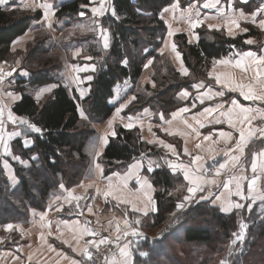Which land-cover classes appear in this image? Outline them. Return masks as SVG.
<instances>
[{"label": "trees", "instance_id": "1", "mask_svg": "<svg viewBox=\"0 0 264 264\" xmlns=\"http://www.w3.org/2000/svg\"><path fill=\"white\" fill-rule=\"evenodd\" d=\"M172 2L114 0L119 19L109 17V23L105 21L112 35L111 49L107 54L95 53L98 68L92 76L90 95L82 102L76 93L72 95L52 76L53 70L61 67L60 58L45 56V59L36 60L35 55L39 50L34 51L35 49L23 54V67L30 72V85L43 87L56 83L59 87L40 102L25 94L21 87L17 88L22 93V99L14 105V113L41 127L43 135L28 134L34 140V146L30 149L22 147V139L15 142L14 151L17 155L26 160L30 156L38 157L31 160L29 168L15 165L20 180L17 187L11 186L0 166L1 225L28 221L33 210H46L50 194L60 184L73 188L83 181L90 169L89 157L84 151L91 137L96 135L92 125L109 120L115 110L111 100L115 97L117 85L128 79L136 83L143 75L148 58L155 59L156 90L152 89L151 95L138 96L131 112L137 113L157 104L164 116H168L184 105L179 101L178 93L189 88L194 79L181 76L159 53L167 28L160 21L159 14ZM88 3L89 0L64 3L57 9V17L78 15L83 11L80 5ZM41 19L42 13L39 11L0 7V63L13 61V43L25 36L33 23ZM140 30L145 31L144 36ZM243 41L244 38L241 37L233 39L223 33L202 31L200 43L193 46L188 44L185 36L178 37L187 68L194 78L200 80L207 78L208 69L215 60L232 56L237 49L246 48ZM98 60H103V63H98ZM124 61H127L126 66ZM41 64L45 68L36 71L34 67ZM81 104L89 117L88 121L81 119ZM151 150L156 151V155L159 154L154 146L141 139L139 129L128 130L116 125V136L111 138L101 159L105 173L122 172L142 153L154 155L149 152ZM43 171L47 174L44 175ZM150 175L158 189L155 196L158 211L145 219V222L153 230L161 227L163 230L161 237H147L139 242L136 264H218L216 261L223 254V260L227 264H251L249 258H253L260 249L264 256V220L259 216V206L251 213L243 214V218H247L250 223L246 240L239 251L233 249L229 255L233 233L239 231L240 216L236 212L223 213L208 202H200L189 205L177 217H173L172 214L177 212V205L181 201V197L174 192L181 183L180 177L171 174L167 166ZM184 244L195 250H183L178 252L180 255L177 253L174 256V250L177 247L183 248ZM222 244L229 245V248L221 249ZM140 251H148L149 257H140Z\"/></svg>", "mask_w": 264, "mask_h": 264}, {"label": "snow or ice", "instance_id": "2", "mask_svg": "<svg viewBox=\"0 0 264 264\" xmlns=\"http://www.w3.org/2000/svg\"><path fill=\"white\" fill-rule=\"evenodd\" d=\"M5 0H0V4H4ZM244 3H248V0H244ZM221 0H207L203 3L202 7L205 9H216L218 12L217 16H204L201 17V13L198 8L195 7L194 3H189L186 9L181 8V0H174L171 7L163 8L162 13L159 15L160 21H163L166 25L167 41L162 39V43L165 48L170 46L172 53H174V58L181 61L180 68L178 71L184 75L188 76V69L183 66V61L180 52L177 51V45L171 43V38L180 29L173 28L172 22L186 23L188 25V30L190 33V38L188 43H192V37L197 41L199 40V35L192 32V30L205 26L208 30H215L217 32L226 29V34L229 37L235 38L237 34L234 30H239L240 32L247 33L250 29L248 27H242L241 22L245 24H251L254 27L259 28L264 31V0H261V4L257 6L256 10L252 13L247 14L243 9H236L233 7L232 11L229 13L223 7H220ZM24 9H31L33 11L37 9H43V19L46 22V30H51L52 19L56 14V8L53 3L48 2V0H30V2L23 3ZM81 9L90 8L91 17L87 24H78L76 28L72 30L70 35H74L77 30L84 32H92L98 37V41H102L103 49H108L110 46V34L106 22L102 23L101 19L106 14L110 13L112 17L119 19L114 6L109 3V0H89L88 4H81ZM179 11V17L176 13ZM169 12L172 13L171 20H165V14ZM81 17L86 15L85 11L79 13ZM259 17V19H258ZM217 21L216 23H207V21ZM19 43V41H17ZM243 43L248 45H253L255 41L253 39H245ZM163 55V49L161 50ZM73 57L81 56V49L76 48L73 53ZM239 59H223L213 62V70L209 73V77L213 80L215 84H219L221 89L213 92L211 86L206 85L203 81L199 83L192 84L191 87L197 92L201 89L207 88L206 92L196 97L201 104L204 103L205 98L209 100H217L214 107H206L200 114L202 117L208 120V124L223 125L227 124L229 131L220 130L218 133L215 131L210 132L203 136L204 141H213V135H218L224 142V147L219 150H214L211 147L207 149H202L210 154V159L213 163L210 166L207 165V160L203 155L196 154L192 155L187 147L183 148V155L190 157L189 163L185 164L183 162H177L181 160V153H179L176 147L171 143H166L164 140L152 139L147 140L148 144H155L164 149L176 157V161L170 160L167 155L160 157V160H156L148 156L146 153H142L135 162L130 164L128 171L123 177H119L118 182H113L111 177H104L107 180V185L103 191V196L105 200L108 197H112L116 200L118 205L120 204H131V209L133 212L140 213V217L136 218L134 221H129L127 217V212L125 211L121 219H116L114 224V230L109 232V229H113V223L110 221L107 227L101 226L103 231L109 232V236L101 235L100 230L90 227L92 221H85L81 223L80 220H76L71 231L74 233V239L76 241L75 246L69 243L68 240H62V243L67 244L68 247L72 249L73 252L79 256V259H70L68 256H63L64 260L70 259V264H90L93 259V254L90 251L91 248L99 249L101 245H114L118 254L119 259L113 255L112 264H135L133 258L132 244L135 242L139 244L141 239H147L145 233L141 230L142 218H150L149 213H155L157 211L153 197L150 194L154 191L153 185L149 182L146 176H141L140 173L146 167L147 172H154L156 169L167 166L171 170V174L174 176L177 174H182L183 179L188 182V187L186 191L188 195H185L182 201L177 205L178 209L183 210L189 204L195 202L200 203L201 201H207L210 204L218 205L220 211L226 214L236 212L240 216L239 231L233 233L234 239L231 241L232 246H236L238 242L243 243L247 229L249 227L248 223L244 222L243 214L245 212L251 213L253 206L257 205L259 202V216L264 220V150L253 153L250 161V171L251 175H247L249 168L248 161L246 160L245 149L248 147L249 143L256 139H264V51L261 54H257L255 51H245L243 53H236ZM84 59H92V57L87 56ZM125 66L127 61H124ZM151 64V61H149ZM223 65L226 69H240L241 76L237 77L232 71H225L220 74H216L215 66ZM65 68L67 71L63 74L67 83L65 87L70 84L79 85L82 80L79 77L80 72L85 71H95V66H79L78 64H69L65 60ZM251 70L252 75L248 76ZM24 75H28L25 71ZM3 70L0 69V88L4 84ZM7 76L13 75V70L6 73ZM93 77L89 75L87 77L88 81H91ZM11 83V82H9ZM58 87L57 84H51L48 87L39 89L35 93V99L40 102L46 93H51L54 88ZM155 87V85H153ZM228 93H238V97L228 96ZM7 96L12 101L19 100L21 97L15 95L12 92H2L0 91V97ZM190 93L185 90L180 94V98H185L189 96ZM84 96V91H81V97ZM239 97L243 98V101L252 102V106H246ZM119 94L117 99H119ZM218 98V99H217ZM136 100L135 96H132L130 100L123 102L116 109V114L119 116L121 111L128 106L132 101ZM259 106H256V105ZM7 109V121H10L13 125H16L19 130H12L7 132L5 129V110ZM191 109L189 107H182L178 111L172 114V120L165 121L163 113L159 114V120L165 121L169 126L173 124L178 117H181L183 113H188ZM218 115H214L217 114ZM147 115V113H145ZM80 116L83 119H87L82 109H80ZM123 119V118H122ZM128 122L124 125L127 129L131 130L138 124L143 128L144 122L139 117L133 118L131 116L127 117ZM195 124L200 128L205 127V124L201 119L194 117ZM114 121L108 122L107 129L102 135H99L97 140L89 146V154L92 156L93 164V175L95 177H103V168L100 163L96 161L102 156L103 148L108 144L109 137H115L116 131L114 130ZM259 122V123H256ZM181 123L184 125L185 129L190 130L186 132L183 130H178L168 133L169 135H179L182 137H187L190 134H194L196 138L200 137V132L197 130L193 124L189 123L187 119H182ZM153 125L148 124V131L152 130ZM167 132V129H165ZM29 133H36L43 135V129L38 127L35 123L30 122L26 118L18 117L13 114L10 108L3 103H0V158L3 159V169L5 172L10 173L8 179L14 185L18 183L17 177L11 174L12 165L8 158L15 161L23 168H29L31 165L28 160L24 159L22 156L15 154L12 151V147L9 141H12L16 137H20L22 134L27 137ZM259 134V135H257ZM141 139L143 137L141 136ZM30 141L25 139L23 141L22 147L28 148L30 146ZM216 143V141H213ZM197 149H201V144L197 143L195 145ZM222 153L223 160L219 162L217 157ZM29 160H36L38 157L30 156ZM146 161V164H145ZM163 161V163H161ZM214 172L213 178H209V173ZM135 176L136 183L140 185V189L129 188L130 179ZM220 177H226V179L219 180ZM93 184H88L87 188H92ZM67 195H57L53 194L48 202L47 211H52L55 207V211L63 212L64 204L67 203L70 207L68 214H73V207L75 209L76 215H83L85 211L89 214L93 213V208L91 203L88 202V197L85 195H74L71 190L65 189L63 184L59 185ZM213 188L222 189L219 194L212 191ZM143 190V198H141L138 193ZM179 191V188H177ZM97 195L101 194V190L97 189ZM197 193H202L197 197ZM171 194V193H170ZM234 197L239 198L238 200L233 199ZM94 199V198H93ZM135 200H140L142 207H138ZM81 201L85 203L82 205ZM73 202H75L73 204ZM33 217L39 215V222L41 227L49 229L48 234L51 235V221L47 219L45 212L37 213L35 210L32 211ZM172 215H175L174 213ZM35 222V221H34ZM98 223V221H97ZM68 221H63L58 224L57 230L60 231L61 226H68ZM5 231L11 233L14 229L12 223H7L3 226ZM15 227H19L18 225ZM21 235H24L21 230ZM60 235L63 232L60 231ZM84 237H91L87 239L81 245L80 240ZM127 237L136 238L135 241L126 240ZM60 238L59 236L57 237ZM41 239L44 237L41 235ZM125 240L126 242L121 245L120 241ZM3 240L0 239V243ZM54 250V249H53ZM232 254V249H229V255ZM59 255V254H58ZM139 256L147 259L149 257L148 251H140ZM29 262L32 257H28ZM221 264H227V261H222Z\"/></svg>", "mask_w": 264, "mask_h": 264}, {"label": "crops", "instance_id": "3", "mask_svg": "<svg viewBox=\"0 0 264 264\" xmlns=\"http://www.w3.org/2000/svg\"><path fill=\"white\" fill-rule=\"evenodd\" d=\"M71 1L72 0H48V2L53 3L55 8H56V14L52 19L51 30H46V22L44 21L43 15H42V19L38 22H34L31 29L29 30V32L25 36L19 38L18 40H16L13 43L12 48H11V52L13 55V61L0 63V69H2L3 73H5L4 84H3V87L0 88V91L5 92V93L9 92L8 90L5 89V87L13 84L14 86H17V88L21 87L24 90L25 94H29L26 92V88L27 87H34V88L36 87V86H32V85H30V83H28L30 72L23 67L24 61L21 60L20 57H22V55L25 54L29 44H32L34 39L36 37H38L39 35H41L42 33H49L52 36V39L55 41V43L57 42L53 48H47L46 49L47 51H51L50 52L51 55L49 54V56H57L58 58L61 59V61L63 63H64V60H67L66 55H68L67 54L68 48H66L64 46V42L67 39L62 40V37H65V33L60 32V31L63 30L64 26L67 25V23H69L71 21L72 17L71 16H64L62 18H58L57 17V9L61 5H63L64 3L71 2ZM172 1H173L172 2V4H173L174 0H172ZM26 2H30V0H5L4 4H0V7L6 8L8 10L19 8L22 10L33 11L31 9H24L23 8V3H26ZM205 2H207V0H181V8L186 9L189 3H194L195 7L199 9V11L201 13V17L217 16L218 12L216 9H205L202 7L203 3H205ZM109 3H111L114 6V0H109ZM260 4H261V0H248V3H244V0H221L220 7H223L229 13L232 11L233 7H235L236 9H243L247 14H250L254 10H256L257 6H259ZM171 5H169L167 7L170 8ZM114 8H115V6H114ZM38 11L43 13V9H37L33 12H38ZM83 11H85L86 15L84 17H81V16L79 17V20L81 21L82 24L88 23L89 19L91 17L90 8L83 9ZM162 11H163V9L161 10L160 13H162ZM171 15H172L171 12H169L168 14H165V20L170 21ZM176 15H177V17H179V11L176 13ZM109 17H112L111 14L110 13L106 14L104 17L100 18L101 22L104 23L106 21L107 23H109ZM113 18H115V17H113ZM258 19H259V17H258ZM216 22L217 21L212 20V21H207L206 24L207 23H216ZM172 23H173V28L174 29L178 28V29H180V31L176 32L173 35V37L171 38V43H175L177 45V51L180 52V54H181L183 66L185 68H187L185 61H184L183 54H182L180 47H179L178 37L185 36L187 41L189 40L190 33L188 30V25L186 23H179V22H172ZM241 26L242 27H248L250 30L247 33L240 32L239 30H234L237 33L235 35L234 39H237L240 37L244 38V40L245 39H253L255 41V43L253 45H248V44L244 43V46L246 48H244L242 50L237 49L232 56L220 58V59H217L215 61L223 60V59L236 60V59H239L240 57L235 55V54L236 53H243L245 51H255V52H257V54H261L262 51H264V31L260 30L257 27L252 26L251 24H245L244 22H241ZM166 27H167V25H166ZM108 31L110 34V46L106 50L103 49L102 41L97 42L98 37H96L95 34L92 35V37H86L84 39L82 38V40H80L79 42L77 41L78 40L77 38H74L73 40L70 41L72 53L76 48L81 49V56L75 57V58L73 57L74 61L71 63L72 64H78L81 67L86 66V65L87 66H93V65L95 66L94 72L89 70V71H85V72H80L78 74L82 80V82L79 85H77L75 83H73L74 85L70 84L72 86V89L70 90L71 94L74 95L76 93V95L80 99V102L85 100L90 95V89H91L90 84H91L93 79L91 81H88L87 77L89 75L93 76V73H95L97 71L98 65H97V62L95 61L96 60L95 59V53L96 52H104L107 54L109 52V50L111 49L112 35H111V32L109 29H108ZM202 31H206V32H210V33H214V32L223 33L225 36L229 37L226 34V29H223L222 31L217 32L215 30H208L206 25H205V26H201V27H198V28L192 30L193 33L199 35V40L197 41L194 37H192V43L190 45L197 46L200 43ZM229 38H232V37H229ZM168 39L169 38L167 37V32H166L163 40L167 41ZM17 41H19V43H17ZM66 44L68 47L69 41ZM162 49H163V55L161 54ZM159 53L163 56V58L165 60L169 61L178 71V69L180 68V65H181V61L174 58V53H172L170 46L168 48H165L164 44L162 43ZM46 54H48V52ZM52 54H55V55H52ZM87 56L92 57V59H90V60L84 59V57H87ZM149 61H151V64H149ZM153 64H155V59L149 58L146 66L144 68L143 76L136 83H133L130 79H128L125 82L117 85L115 97L111 100V104L115 107L113 115L109 118V120H107L104 123H94L93 124V126L95 127V130H96V133H97L96 137L98 138L99 135H102L104 133V131L107 129L108 122L113 120V118H115L114 130L116 131V125H121L122 127H124V125L128 122L127 117L131 116L134 119L139 117L144 122L143 128H141L140 125L138 124L133 129H139L140 130L141 136L143 137V141L146 142L147 140L159 139V140H164L166 143L173 144L176 147L177 151L179 153H181V160L177 161V162H183L185 164H188L189 160H190V157L183 155V148L187 147L189 152L192 155H196V154L203 155L205 157V159L207 160L206 166H209L213 161L210 159V154L206 151H202V149H207V148L211 147L214 150H219V149L224 147V142L221 138H219L218 135H213V141H216V143H213V141H204L203 136L207 135L213 131L218 133L220 130L229 131L230 129H228L227 124H223V125H216L214 123L208 124V120H211L212 117L210 116L207 119H205L204 117H202L200 115L203 112L204 108L214 107L215 104L217 103V100H215V99L209 100V99L205 98L204 103L201 104L200 101L196 99V97L198 95H201L203 92H206L207 88L201 89L199 92H197L194 88L190 87V88L181 90L179 92L178 98L181 101H184L183 102L184 105L182 107H189L191 110L188 113H183L181 115V117H178L175 121H173V124L171 126H169L167 123H165V121L172 120V114L174 112L168 116H164L165 121H160L159 120V114L162 113V111H161V108L157 104H154L153 106H150V107H146V108L138 111L137 113L131 112L132 106H133V104L136 103L138 96H142L140 94H144V95L149 94V93H151L149 91V88L152 91V89H155V87H156V82L153 79ZM64 69H65V71H67V69L65 67H64ZM187 69L189 72L188 76H184L179 71L178 72L183 77L191 78V76H193L192 72L190 71L189 68H187ZM10 70H13V75L7 76L6 73L9 72ZM212 70H213V63L211 64V66L208 69L207 78L205 80H198V79L194 78L192 84L199 83V82L203 81L206 85H209L212 87L213 92H215L217 90H223V89H221V86L219 84H215L213 82V80L209 77V73H211ZM215 70H216V74H220V73L225 72V71H232V72H234V74L237 77H240L242 75L240 69H231V68L226 69L225 66L219 65V64H217L215 66ZM25 71L28 73V75L23 74ZM251 75H252V72L250 70L248 73V76H251ZM9 82H11V83H9ZM58 82H59V80H58ZM50 85L51 84L45 85L43 87H36V88L41 89L44 87H48ZM57 85L59 87V84H57ZM153 85H155V87H153ZM58 87L54 88L52 90V92L55 89H57ZM82 90L84 91L83 97H81V91ZM185 90H187L190 93V95L182 99V98H180V94ZM10 92L14 93L15 95L20 96L21 98L19 100L12 101L10 98H8L5 95L3 97H0V103L7 105L8 108L11 109L13 114L16 115L13 111V107L16 103L21 101L22 93H20L19 90H18V92L17 91H15V92L10 91ZM118 94L120 97L119 99H117ZM29 95H31L35 99L34 95H32V94H29ZM132 96H135L136 100H134L130 104H128V106L121 111L119 116H117L116 109L120 106L121 103L126 102L127 100H130ZM228 96L238 97V93H228ZM239 99L246 106H252V102L243 101L242 97H239ZM256 106H259V105L257 104ZM80 109H82L84 114L86 115V117H87L86 120H89V117L87 116V114L84 110L83 104H81ZM178 110H176V111H178ZM145 113H147V115H145ZM214 115H218V113L214 114ZM6 117H7V109L5 110L6 134H7V132H10L14 129L19 130V128L16 125H13L10 121H7ZM194 117L197 119H201L203 121V123L205 124V127L200 128L198 125H196ZM22 118H24V117H22ZM81 119L85 120L83 118H81ZM182 119H187L189 123H191L195 127H197V130L201 134L199 138H196V136L194 134H190L187 137H182L179 135L173 136V135L168 134L170 132H174V131H178V130L190 132V130L185 129L184 125L181 123ZM149 123H151L153 125L151 131H148V124ZM256 123H259V122H256ZM124 128L127 129L126 127H124ZM165 129H167V132L165 131ZM257 135H259V134H257ZM111 138H112V136L109 137L108 144L103 148L102 156H100V158L96 161L97 163H100L101 167L103 168V177H95L93 175V171H92L93 164L91 163L90 169L87 172V175L85 176V178L83 179V181L80 184L74 186L73 188H67L64 185V188L71 190L74 195H85V196H87L88 202L91 203V205H92L93 213L89 214L85 211V213L83 215L78 216L75 214V209L73 207V209H72L73 214L69 215L68 210H69L70 206L67 203L64 204V211L63 212L55 211V207H53L52 211H50V212L47 211V208L45 211H36L37 213H39V212H45L46 213L47 219L49 221H51V229H50L51 233H52L51 235L48 234V232H49L48 228L41 227V223L39 222V215L33 217V215L31 214V218L26 222H13L12 224L14 225V229L11 233L5 231V229L3 227L4 225L0 224V239L3 240V242L0 243V264H70V259H79L80 257L77 256L76 253L73 252L72 249L70 247H68L67 244L62 243V240H68L69 243H71L73 246H75L76 241L74 239V233L70 229L76 220H80L81 223H84L85 221H92L91 225H89L90 227H93L97 230H100L101 235H103V236H109V232L114 230V224H115L116 219H121V225H122V218H123V214L125 211L127 212L126 218L129 221H134L136 218L140 217V213L132 211L131 204H120V205H118L117 201L113 200L112 197H108L107 200H105V198L103 196V191L105 190L106 185H107V180L104 179V177H111L112 181L115 183V182H118L119 177H123L126 174V172L128 171V168H127L126 170H124L122 172H114V173H111L108 175L105 173V167L103 166L101 159L103 157L105 150L109 146ZM20 139H22V142L25 139H27L31 142L30 146L26 149H30L34 146V140L28 136L25 137L22 134L20 137H16L12 141H9V144L11 145L12 151L14 153H15V151H14L15 142L17 140H20ZM197 143L201 144V149H197L195 147V145ZM149 145L154 146L159 151L158 155L153 156L154 158L152 157L153 159L160 160V157L167 155V157L170 160L176 161V157L172 156L168 152L167 149H164V148H162L158 145H155V144H149ZM261 150H264V139H256V138H253V140L249 143L248 147L245 149L246 160L248 161V164H249V168H248V171L246 173L247 175H249V176L251 175L250 161H251L252 154L259 152ZM0 151H2V149H0ZM8 159L12 165L11 174H14L17 177L18 183H15L13 185L12 182L9 179L8 180H9V183L11 184L12 187H17L20 184V180L17 176L15 165L16 164L18 166H21V165H19L15 161H12L11 158H8ZM217 160L219 162H222V160H223L222 153L217 157ZM134 162H135V160L132 163H134ZM28 163L31 164V160H28ZM161 163H163V161H161ZM145 164H146V161H145ZM0 166L3 169V159L2 158H0ZM117 173H119V177H117V175H116ZM152 173L153 172H147V169L145 167V169L143 171H141L140 175L146 176L148 178L149 182L153 185L154 191H151L150 194L153 197L155 207L158 211L157 201L155 199L156 192L158 189L154 183V180L152 179V177L150 175ZM9 174L10 173L5 172V175L7 176V178L9 176ZM176 176L180 177L181 183L178 186L179 191L177 190V188H175L174 192L178 196L181 197V201H182L183 197L185 195H188L186 188L189 185H188V182L183 179L182 174H177ZM213 176L214 175H212L209 178L211 179V178H213ZM218 179L223 180V179H226V177H220ZM88 184H93L94 186L92 188H87L86 186ZM129 188L140 189V185L136 183V177L135 176H133L130 179ZM97 189L101 190V194L97 195V191H96ZM221 190L222 189H216V188L212 189V191L216 192L217 194H219V192ZM53 194L67 195V193L64 192L60 188H59V190L53 192L51 194V196ZM138 195H140L141 198H143V190H141L138 193ZM200 195H203V194L197 193V197ZM50 197H49V199H50ZM49 199H48V202H49ZM233 199L238 200L239 198L234 197ZM201 202H207V201H201ZM74 203L75 202H73V204ZM84 203H85L84 201H81L82 205ZM135 203L137 204L138 207H142L140 200H135ZM191 204H195V202H193ZM191 204H189V205H191ZM189 205L187 207H189ZM210 205L219 209L218 205H213V204H210ZM254 206H259V202H257V205H254ZM183 210L177 209V212L175 213L176 217ZM157 211L155 213L150 212L149 217H151L153 214H156ZM175 215H173V217ZM145 219H147V218H142V224L140 226L141 230L145 233L146 237H148L150 239H156L155 237H157L162 232L161 230L163 227L157 229L159 233H157L156 235H152V232L154 230L150 227H147ZM65 220L68 221L69 224L66 227L61 226L60 231L63 232V235L61 236L60 231L57 230V226H58V224H61V222L65 221ZM97 221H98V223H97ZM110 221L113 223V229H109V232L103 231L101 226L107 227ZM17 225L19 226L18 228L15 227ZM21 230L23 231L24 235H21ZM41 235H43V237H44L43 240L41 239ZM58 236L60 237L59 239L57 238ZM87 239H91V237L82 238L80 240V244L82 245L84 243V241ZM135 239L136 238H134V237H127L126 238V240L133 241V242L135 241ZM141 240H143V239H141ZM125 242H126L125 240L120 241L121 245H123ZM103 246H105V245H101L100 247H103ZM110 246L113 247L112 249L114 251L111 254V256L109 257L108 264H112V259H113L114 254H115L116 258L119 259V254H118L115 246L114 245H110ZM131 247H132V251H133V258L135 260V257L138 254V244H136L134 242ZM94 250H95V248L90 249L91 252H93ZM65 255L68 256L70 259L64 260L63 256H65ZM29 256L32 257V260L30 262L28 260Z\"/></svg>", "mask_w": 264, "mask_h": 264}, {"label": "rangeland", "instance_id": "4", "mask_svg": "<svg viewBox=\"0 0 264 264\" xmlns=\"http://www.w3.org/2000/svg\"><path fill=\"white\" fill-rule=\"evenodd\" d=\"M79 17H80V15L78 14V15H74V16H72V18H71V21L69 22V23H67V25H65L64 26V29L63 30H61L60 32H63V33H65V37H62V40H64V39H67L65 42H64V46L66 47V48H68L67 50V54L68 55H66L67 56V62L69 63V64H72L71 62H73L74 60H73V55H71L72 54V51H71V44H70V41L71 40H73L74 38H77L78 40V42L80 41V40H82V38L84 39V38H86V37H92V35H94V33H92V32H88V31H84V32H81V31H79V30H77L76 32H75V34L74 35H70V33L72 32V30L74 29V28H76V26L78 25V24H82L81 23V21L79 20ZM65 19V18H64ZM63 19V20H64ZM84 24H87V23H84ZM140 32H141V35H145V31L144 30H140ZM36 41V42H35ZM42 41H44L43 43H42ZM69 41V45H68V47H67V42ZM57 43V42H56ZM55 43V41L52 39V36L49 34V33H42L41 35H39L38 37H36L35 39H34V41H33V43L32 44H29V46L27 47V51L25 52V54H27L28 52H29V50H34V51H38V53L35 55V57H36V60H40V59H45V56H49V54L51 55V51H47L46 49L47 48H53L54 47V45L56 44ZM92 46V45H91ZM48 52V54H46L47 52ZM52 55H55V54H52ZM50 57V56H49ZM52 57H55V58H58L57 56H52ZM106 57V56H105ZM21 58V60H23L24 59V56L22 55V57H20ZM148 60H149V58L145 61V66H146V64H147V62H148ZM42 61V60H41ZM81 62V61H80ZM40 63V62H39ZM62 64L60 65L61 67L59 68L58 67V69L57 70H53V74H52V76L55 78V79H58L59 80V84H61V85H63L64 87H65V84L67 83V81H66V79H65V77H64V73L66 72L65 71V69H64V67H65V60H64V63L63 62H61ZM98 63H103V60H98ZM43 66V64H41L39 67H34V69L36 70V71H40V70H43L45 67H42ZM145 66H144V68H145ZM155 73H156V67H155V64H153V79H154V75H155ZM144 74V73H143ZM143 76V75H142ZM191 78L192 79H194V77L193 76H191ZM198 80H200V79H198ZM154 81H155V79H154ZM56 84V83H55ZM74 85V84H73ZM190 87H191V85H190ZM189 87V88H190ZM69 92H70V90L72 89V86L71 85H69L68 87H65ZM5 89L6 90H8V91H13V92H15V91H17L18 92V90H17V86H14L13 84L12 85H10V86H7V87H5ZM25 89V88H24ZM39 90V88H34V87H27L26 88V92L27 93H29V94H32V95H34L35 96V93L37 92ZM155 90H156V87H155ZM149 91L151 92V90H150V88H149ZM47 94H51V93H46V95ZM179 94V93H178ZM45 95V96H46ZM140 95H144V94H140ZM148 95H151V93H149V94H146V96H148ZM44 96V97H45ZM43 97V98H44ZM179 101H181L180 99H179ZM184 101H181V103H183ZM151 106H153V105H151ZM159 106V105H158ZM160 107V106H159ZM161 108V107H160ZM86 116V115H85ZM85 121H88V120H86L85 119ZM93 126V125H92ZM92 128H94L95 129V127L93 126ZM96 135H97V133H96ZM96 135H94V136H92L91 137V139H90V141L88 142V145L90 146L92 143H94L96 140H97V137H96ZM87 145V146H88ZM86 146V148H85V151H84V153H86L87 154V156L89 157V163H90V165H91V163H92V156L89 154V146L87 147ZM150 153H152V154H154V155H150V154H148V156H150L151 158L153 157V156H155L156 154H155V152L156 151H154V150H151V151H149ZM154 158V157H153ZM31 165V164H30ZM43 173H44V175H46L47 173L45 172V171H43ZM64 185V184H63ZM33 186H36V185H33ZM66 186V185H65ZM34 190V189H33ZM57 190H59V188L58 189H56L55 191H57ZM55 191H53V192H55ZM52 192V193H53ZM51 193V194H52ZM51 194H50V196H51ZM49 196V197H50ZM47 203H48V201H47ZM48 205V204H47ZM256 206H253V209L255 208ZM258 209H259V207H258ZM247 213V212H246ZM244 222H246V223H248V225H249V227H250V223H249V221L247 220V218L246 219H244ZM249 227H248V229H247V233H248V230H249ZM162 230H163V228H162ZM161 230V231H162ZM160 231V232H161ZM157 233H159L158 232V230L156 229V230H154L153 232H152V235H156ZM247 233H246V236H247ZM162 236V232L157 236L158 238L159 237H161ZM181 236V235H180ZM246 236H245V239H244V241L246 240ZM157 237H155V238H157ZM182 240V239H181ZM244 241H243V243H244ZM243 243H240V242H238L237 243V245L236 246H232V245H228L229 247H231V249L233 250H236V251H239L241 248H242V246H243ZM176 244L174 243V248L176 247L175 246ZM263 245V244H262ZM221 246V249H222V247L223 248H226V247H228L227 246V244H222V245H220ZM188 247V248H187ZM187 247H186V245L184 244L183 245V248L182 247H177L175 250H174V253H173V255L174 256H176L177 255V253L178 252H180V251H183V250H185V251H194L195 250V248H193L192 246H189V245H187ZM228 247V248H229ZM261 250V249H260ZM259 250V252L257 251L254 255H253V258H249V260H251V264H264V256L262 255V253H261V251ZM179 254V253H178ZM180 255V254H179ZM227 256V255H226ZM184 259H186L185 257H184ZM223 259H225V256H224V254L222 255V256H220V260H217L216 261V263H218V264H220L222 261H224Z\"/></svg>", "mask_w": 264, "mask_h": 264}, {"label": "built area", "instance_id": "5", "mask_svg": "<svg viewBox=\"0 0 264 264\" xmlns=\"http://www.w3.org/2000/svg\"><path fill=\"white\" fill-rule=\"evenodd\" d=\"M208 175L209 177H211L212 175H214V172H210ZM112 248H113L112 246L108 245V246L100 247L99 249H95L92 252L93 259L90 262V264H108L109 257L114 251Z\"/></svg>", "mask_w": 264, "mask_h": 264}]
</instances>
